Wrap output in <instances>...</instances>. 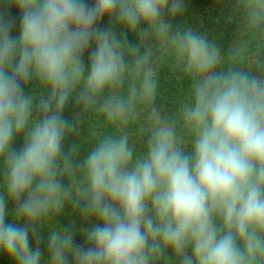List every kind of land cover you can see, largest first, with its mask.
I'll list each match as a JSON object with an SVG mask.
<instances>
[{"label":"clouds","instance_id":"9594fccd","mask_svg":"<svg viewBox=\"0 0 264 264\" xmlns=\"http://www.w3.org/2000/svg\"><path fill=\"white\" fill-rule=\"evenodd\" d=\"M5 3L20 31L0 14V252L43 264L47 227V264H264V0H233L227 54L173 30L184 0ZM164 69L188 84L170 108ZM93 121L81 155L67 142ZM69 206L91 226L60 227Z\"/></svg>","mask_w":264,"mask_h":264},{"label":"trees","instance_id":"16d2710c","mask_svg":"<svg viewBox=\"0 0 264 264\" xmlns=\"http://www.w3.org/2000/svg\"><path fill=\"white\" fill-rule=\"evenodd\" d=\"M87 3L91 4L94 0H86ZM185 10L184 12L173 18L166 17L170 19L172 23L173 30L177 27L187 28L192 27L194 30L204 33L208 36L210 40H215L221 47L222 51L227 54L233 44L237 33V25L235 21L229 22V14L232 11L233 0H184ZM0 14H3L6 18H11L15 20V24L12 29L13 36H18L20 31L19 26V17L20 12L14 5H9L5 3V0H0ZM109 24V18L105 17L100 25L106 27ZM117 34L119 35L121 29L119 26H116ZM129 41L136 43L138 38L134 36L131 32L128 33ZM94 47V45H92ZM91 51V48L88 52L85 53L84 60L87 65L88 56ZM161 84L163 86V97L162 101L158 103L167 102V107H171L173 103L178 101L181 98V87L187 89L188 84L183 83L179 84L176 82L168 71L164 69L161 74ZM35 86L29 84L25 91L31 93ZM74 111V105H69L65 111V115L69 118L72 117ZM102 125L99 121L86 122L82 132L79 137H73L67 143L73 141H80L83 148L81 155L85 154L84 150H87L90 146L93 137V130H101ZM23 145V137H19L14 141L13 147L17 150ZM7 207L9 209V214L6 216V222H14L12 212L14 210V203L11 201L7 202ZM94 222V221H93ZM58 223L60 227H70L75 224L77 229H83L91 226L92 222H85L78 214L74 213L72 208L66 207L64 213L58 218ZM41 236V242L38 245L42 251V261L43 264H47L48 259V248L47 241L49 236V230L47 227H41L38 229ZM75 244H83L84 236L81 232H77V235L74 238ZM30 245L31 247H37L35 238L30 236ZM0 264H15V262L10 259L5 253L0 252ZM69 264H74L72 258H69Z\"/></svg>","mask_w":264,"mask_h":264}]
</instances>
